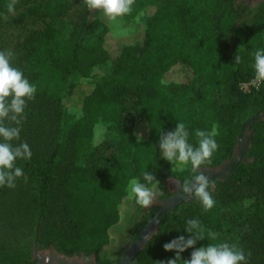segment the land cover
Returning <instances> with one entry per match:
<instances>
[{"label":"trees","instance_id":"16d2710c","mask_svg":"<svg viewBox=\"0 0 264 264\" xmlns=\"http://www.w3.org/2000/svg\"><path fill=\"white\" fill-rule=\"evenodd\" d=\"M132 9L147 12V27L139 41L120 46L114 59L106 45L111 18L102 9H90L87 0H45L23 15L48 21L26 37L18 61L12 62L36 84L37 93L28 101L20 137L33 153L30 160L18 161L27 179L18 178L14 188L0 186V264H37L35 246H53L68 256L94 254L97 264H113L102 253L119 241L115 229L124 224V236L134 241L157 213L136 204L131 221L125 216L131 199L128 181L142 180L147 170L159 180L158 196L172 195L167 179L175 173L171 162L160 157L159 142L177 122L189 129L194 144L197 130L216 126L219 147L203 167L231 159L247 127L253 132L250 153L255 159L234 162L221 180L217 197L223 206L206 211L191 197L188 206L183 200L162 211L157 233L131 264L174 258L175 250L163 245L189 235L183 229L188 218L199 219L208 234L195 247L236 245L230 223L244 239L264 243V84L243 88L254 76L255 50L264 48V1L253 9L239 0H133ZM99 28L96 43L87 45ZM232 40L238 46L228 53ZM237 54L240 63H235ZM99 62L109 63L110 72L81 97L84 115L72 124L68 139L61 140L56 132L64 106L78 85L73 76ZM178 65L191 69L189 79L167 81V73ZM206 68L215 76L210 94L193 87V77L204 76ZM100 121L117 136L113 163L101 170L84 159ZM139 122L146 132L138 142ZM193 174L189 164L178 176L182 182ZM192 251L181 255L189 259ZM260 255L256 252V258ZM256 258L248 255L247 264H257Z\"/></svg>","mask_w":264,"mask_h":264},{"label":"clouds","instance_id":"9594fccd","mask_svg":"<svg viewBox=\"0 0 264 264\" xmlns=\"http://www.w3.org/2000/svg\"><path fill=\"white\" fill-rule=\"evenodd\" d=\"M132 5L133 0H87L90 9H102L113 21L130 13ZM8 11H15L14 0L8 4ZM13 55L10 49H0V186L10 188L16 186L18 178L27 179L18 161L30 160L33 153L29 143L21 141L20 137L28 101L34 99L37 93L36 84L29 80L21 68L12 64ZM240 62L242 57L237 54L235 63ZM253 68L251 83L259 87L264 84V48L255 50ZM189 135V129L183 122H177L174 130L162 133L160 157L175 164L178 169L191 165L194 174L181 182L180 193L194 197L207 211L215 206L216 201L210 190L211 179L202 166L211 162V157L219 147L216 139L218 131L215 125L211 130H197L199 139L195 144L190 142ZM142 139V134L138 133V142ZM142 176V180L133 177L128 181L127 192L137 204L148 207L154 203V189L159 180L147 170ZM183 229L189 235L181 234L163 245L165 250H175L174 258L158 261V264H247L250 254L235 244L217 242L195 247L198 241L208 239L199 219L188 218ZM189 248H193V251L190 258L185 259L181 254Z\"/></svg>","mask_w":264,"mask_h":264},{"label":"rangeland","instance_id":"374dc122","mask_svg":"<svg viewBox=\"0 0 264 264\" xmlns=\"http://www.w3.org/2000/svg\"><path fill=\"white\" fill-rule=\"evenodd\" d=\"M43 1L45 0H14L15 11L9 12L8 4L12 3L13 0H0V49H10L14 53L11 62L14 63L15 61L16 63L18 61L20 51L25 43L26 37L32 31L41 30L45 27V24L48 21L47 18L38 15L30 16V18L25 19V17L23 16L24 14L28 13V9L42 3ZM263 1L264 0H239V2L243 5H246L253 9ZM186 2L191 3V0H186ZM146 15L147 12L144 9H132L130 13L119 17L116 21H113L112 19L108 21V28L110 32L107 37L106 45L110 51L111 59H114L117 56L119 48L123 44L139 41L142 34L144 33V30L147 27ZM101 32L102 28H99L96 32L90 34L87 38V45L95 44ZM237 46L238 44L234 40H232L230 42V48L227 50L228 53L232 52V50ZM110 68L111 67L109 63L99 62L92 65L88 72L77 71L74 74L73 80L78 83L76 92L70 97L68 103H66V105L64 106L62 125L60 130H57L56 132V135L61 137V140L68 139L72 124L84 115L82 109L80 108L81 97L89 93L92 89V83L102 76L108 74L110 72ZM190 75L191 69L189 67L178 65L167 73L165 79L167 81H186L189 79ZM213 75L214 73L206 68L204 76L193 77V87L203 93L205 92L207 94H210L211 89H209V87L213 84L215 77ZM253 86L255 85H253L252 83L243 84V88L247 91L250 90ZM136 130L140 134L144 135L146 132L145 123H137ZM252 133V130L247 128L245 134L240 137L235 154L233 155L234 157L232 158L234 159L235 163H238L240 161L249 162L255 159V156L250 153V148L252 146ZM116 139V133L112 130L109 124L103 121L98 122L93 128L91 147L88 151H86L87 155L85 153L84 159L94 161L99 170L103 169L107 164H112V154L115 149ZM229 160H227L226 162L229 163ZM188 166L189 165L178 169L175 164L172 165V169L174 170L175 174L167 179L169 191L172 193V196H170V198H160V196H158V183L156 184V187L154 189L156 193L154 203L148 206L151 208V214H154L156 211H158L169 199L179 195L181 180L179 179L178 175ZM206 170L209 178L211 179L210 190L216 201L213 208L221 207L224 205V202L219 197H217L218 192L221 191V188H223L221 180H225L232 169H228V173H225V175H219L218 177L214 176L215 174L220 173V169L206 168ZM32 188V191L34 192V187L32 186ZM183 200L185 201L184 205L188 206V204L186 203L190 202L191 197H185L184 199L180 200L178 204ZM136 204L137 203L135 202V200L131 198L130 202L125 204L124 206L126 211L125 216H129L128 219L130 221L131 216L135 213ZM149 220L146 221L145 225ZM123 225H121L120 228H117L114 231V235L119 240V243L116 242L115 244L110 245L107 250L102 253L103 257L113 259L115 260V262H118L124 256L127 247L133 242L124 236L126 229ZM145 225L142 227V229L145 227ZM230 227L232 228V234L237 247L242 248L245 253L253 255L255 258L256 252H261L263 255L257 256L256 262L257 264H264V243L254 242L247 236L246 239H244L240 235V228L235 227L231 223ZM53 255H57L61 259L63 258L68 262L75 261L76 264H95L97 261L96 255H75L65 257L64 255L60 254L53 246L47 248H38L36 246L34 247L33 257L40 258V260L46 261L52 259Z\"/></svg>","mask_w":264,"mask_h":264},{"label":"water","instance_id":"95a60500","mask_svg":"<svg viewBox=\"0 0 264 264\" xmlns=\"http://www.w3.org/2000/svg\"><path fill=\"white\" fill-rule=\"evenodd\" d=\"M260 116L264 118V113H262ZM180 197L181 196L178 195L174 198L169 199L157 211L154 217L148 221L145 227L141 230L139 237L127 247L124 256L118 262H115L113 264H131L137 253L145 248L147 242L154 236L155 233H157L159 227V214L162 211L174 208L180 201Z\"/></svg>","mask_w":264,"mask_h":264},{"label":"flooded vegetation","instance_id":"af4514ba","mask_svg":"<svg viewBox=\"0 0 264 264\" xmlns=\"http://www.w3.org/2000/svg\"><path fill=\"white\" fill-rule=\"evenodd\" d=\"M248 128V127H247ZM246 128V129H247ZM246 129H245V131H244V133L243 134H245V132H246ZM242 139V138H241ZM234 157V156H233ZM232 157V158H233ZM230 159L228 162L229 163H227L226 161V163H222L221 165H219V166H216V167H204L205 169L207 168V169H212V168H216V169H220V173H217V174H215V176L214 177H218L219 175H225V173H228L227 172V170L228 169H233V162H234V159ZM231 161V162H230ZM237 163V162H236ZM181 184V183H180ZM179 195L181 196L180 197V200H182V199H184L186 196H183L181 193H180V189H179ZM172 196V195H171ZM170 198V197H169ZM165 199H167V198H165ZM59 252V251H58ZM60 253V252H59ZM60 254H63V253H60ZM65 257H69L68 255H65V254H63ZM75 255H78V254H75ZM75 255H72V256H75ZM79 255H85V256H92V255H86V254H79ZM94 255V254H93ZM64 257V258H65ZM36 260H37V264H76L75 263V261H71V262H68V261H65L63 258L61 259L59 256H57V255H53V258L52 259H49V260H46V261H44V260H40V258H36V257H34ZM87 264V263H86ZM88 264H91V263H88ZM95 264H97V261H96V263Z\"/></svg>","mask_w":264,"mask_h":264}]
</instances>
